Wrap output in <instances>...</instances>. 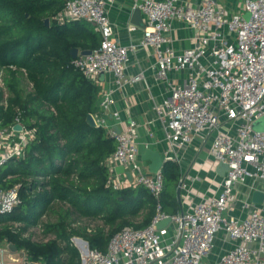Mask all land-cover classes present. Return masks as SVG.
Segmentation results:
<instances>
[{
	"label": "built area",
	"instance_id": "2783aa9c",
	"mask_svg": "<svg viewBox=\"0 0 264 264\" xmlns=\"http://www.w3.org/2000/svg\"><path fill=\"white\" fill-rule=\"evenodd\" d=\"M133 7L142 12L145 25L138 42L124 45L112 37L105 0H65L59 19H83L100 35L99 45L90 54L77 55L72 65L96 84L101 74L110 73L114 88H122L143 79L142 72H125L131 51L151 48L155 76L169 88L168 97L155 108L169 146L164 160H172L171 148L183 147L193 135L205 133L212 135L210 154L215 161L226 163L227 170L216 194L165 213L160 200L161 168L143 171L134 121L123 131L107 125L113 89H100L99 113L91 114L96 126L104 127L116 141L107 159V183L114 189L142 184L155 200V213L146 226H124L114 232L105 251L90 248L85 238L76 236L82 264H264V203L252 202V190L239 199L236 188L251 184L255 190L253 184L259 182L257 189L264 192V131L252 128L253 121L264 116V0H244L242 10L218 0H136ZM172 19L182 20L194 30L193 46L176 50L171 45ZM178 72L184 77L174 81L171 75ZM112 114L119 118L117 111ZM15 122H19V113ZM28 139L24 129L0 128V166L11 157L22 156ZM110 159L130 177H116ZM19 201L18 185L0 186V214L11 212ZM165 218L168 223L158 228ZM84 229L91 233L95 227ZM220 232L231 246L207 260ZM7 244L0 241V264H8L3 257L10 251Z\"/></svg>",
	"mask_w": 264,
	"mask_h": 264
},
{
	"label": "trees",
	"instance_id": "16d2710c",
	"mask_svg": "<svg viewBox=\"0 0 264 264\" xmlns=\"http://www.w3.org/2000/svg\"><path fill=\"white\" fill-rule=\"evenodd\" d=\"M64 3L0 0V67L24 69L32 84L31 92H22L14 71L5 80L10 97L6 106L0 105V128L12 126L19 113L29 139L22 156L0 166V186L18 185L20 198L11 212L0 214V241L24 249L25 259L43 264H81L72 235L105 251L114 232L124 226H146L155 213V200L142 184L114 189L107 183V159L116 141L104 127L87 122L86 115L98 111L100 87L72 65L70 55L72 47L94 49L100 35L83 19L60 20ZM161 173V208L172 214L180 208L176 194L180 169L175 161L166 160ZM56 202L64 205L54 210ZM50 209L56 219L44 223L43 231L55 238L37 242L22 236ZM143 211L140 222L131 221ZM74 215L98 217L103 225L87 233L72 225Z\"/></svg>",
	"mask_w": 264,
	"mask_h": 264
},
{
	"label": "crops",
	"instance_id": "0c3cea01",
	"mask_svg": "<svg viewBox=\"0 0 264 264\" xmlns=\"http://www.w3.org/2000/svg\"><path fill=\"white\" fill-rule=\"evenodd\" d=\"M135 1L105 0L106 9L112 25V37L116 42L124 45L138 42L145 25V17L142 12H140V18L132 16ZM182 1L200 2V0ZM230 6L236 10L234 7L236 6L235 0H230ZM131 24L135 25L136 28L133 30L128 29V26ZM170 24L169 35L171 45L176 50H182L195 44V32L184 21L172 19ZM89 25L94 30L93 26L91 24ZM154 61V52L151 48L137 47L129 55L125 72L127 75L142 72L143 79L127 84L122 88H114L113 75L106 73L98 84L101 90L113 89L114 101L110 111L106 114L107 125L115 131H123L131 121L135 122L139 161L143 171H149L148 167L150 164V160H143L141 158L144 149L151 148L158 150L163 158L169 149L168 144L164 140L162 127L155 110L168 97L169 88L165 82L156 78ZM183 77L184 73L182 72L171 75L174 81H181ZM114 111L118 112L119 118H116L112 114ZM211 139V134L198 133L192 136L191 141L187 145L174 147L169 150V154L173 157L172 160L178 164L180 169V178L176 187V194L179 206L182 208H188L195 202L214 195L218 191L219 184L225 173V168L220 166V162L215 161L209 152ZM109 163L111 171L117 175L116 177H122L126 174L125 172L127 170L120 171L117 169L119 164L115 160L110 159ZM253 186L257 189L259 182L253 184ZM236 188L240 191L239 199L249 196V192L254 190L253 188L251 189V184L240 185ZM236 213H239V211H236ZM219 234L222 235L225 241V247L220 249L221 251L214 258H217L219 254L231 246V241L227 240L225 234L223 232ZM209 256H211V251Z\"/></svg>",
	"mask_w": 264,
	"mask_h": 264
},
{
	"label": "rangeland",
	"instance_id": "374dc122",
	"mask_svg": "<svg viewBox=\"0 0 264 264\" xmlns=\"http://www.w3.org/2000/svg\"><path fill=\"white\" fill-rule=\"evenodd\" d=\"M227 2H230V0H218V2L226 4ZM234 1V0H233ZM236 6H234L237 10H242V5H243V0H235ZM233 4V3H232ZM9 71H14L17 72L19 78H18V85L19 88H21L22 92L28 93L31 92L32 90V84L31 82L27 79L26 77V72L23 69H16L15 66H6V67H0V105L1 106H6L8 98L10 97V91L8 87L6 86L5 80L6 78H9L11 75L9 74ZM16 76V75H15ZM14 78V77H13ZM64 205L61 204L60 202H56L53 204L54 210H56L59 206ZM54 210L50 209L48 210L44 215H42L38 221V223L34 226H31L27 228L24 231V236L30 237L32 240L37 241V242H44L49 239L55 238V234L52 232L45 233L43 231V224L49 221H54L56 219V213ZM144 214V211L139 213L136 217H130L131 221L134 223H138L141 221L142 216ZM73 218H75L74 225L75 227H85L87 225H92L94 227L97 226H102L103 222L100 218H88V217H82V216H77L74 215ZM20 226V224L18 225ZM106 230L109 229L108 226H105ZM219 234V233H218ZM216 235L215 240H214V247L211 250V256H208L206 259L207 260H212L215 259V255L219 253L225 246V241L222 237V235ZM78 235H72L70 238V242L72 246H74L80 254V259H82V249L79 246V244L74 240V238ZM78 237H83V236H78ZM4 260L8 264H26L27 262H35V263H42L39 261H30L25 259V250L24 249H17L16 251H6L4 252ZM12 257V259H11ZM43 264V263H42ZM82 264V260H81Z\"/></svg>",
	"mask_w": 264,
	"mask_h": 264
},
{
	"label": "water",
	"instance_id": "95a60500",
	"mask_svg": "<svg viewBox=\"0 0 264 264\" xmlns=\"http://www.w3.org/2000/svg\"><path fill=\"white\" fill-rule=\"evenodd\" d=\"M140 12L141 11L138 8H134L132 16L133 17L136 16L137 18H140ZM248 15H249L248 12L244 13L245 17H248ZM48 22H49V19L45 18V23L48 24ZM91 51H92V49H90V48L78 49L77 47H72L70 49V55L72 58H75L77 55L90 54ZM99 78H100V80L103 79V74H101ZM86 120L89 124H91L93 126L96 125L94 117L92 116L91 113H88L86 115ZM12 128L14 130L20 131L23 129V126L20 122H15L12 125ZM252 128L255 130L264 131V116H261V117L257 118L255 121H253ZM141 158L143 160H150V164L148 167L150 172L158 171L162 167L163 163L165 162V160L162 157V155L160 154V152L158 150H154L151 148L144 149V153L142 154ZM220 166L225 168V171L227 170V164L226 163L220 162ZM117 169L122 171L123 167L121 165H119V167ZM125 173L128 177H130V173L128 171ZM250 198H251L252 202H254V203H264V192L259 190V189H255L252 191ZM168 221H169V218L162 219L161 221L158 222L157 227L158 228L164 227L168 223ZM7 246L9 248V250L12 252L17 250L16 246L10 242H8ZM26 264H37V263L27 262Z\"/></svg>",
	"mask_w": 264,
	"mask_h": 264
}]
</instances>
